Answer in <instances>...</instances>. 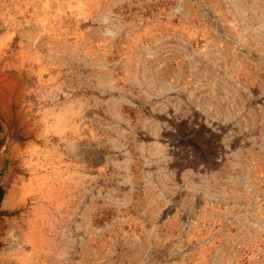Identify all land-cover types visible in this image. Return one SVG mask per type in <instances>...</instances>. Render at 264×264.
<instances>
[{"label": "rangeland", "instance_id": "1", "mask_svg": "<svg viewBox=\"0 0 264 264\" xmlns=\"http://www.w3.org/2000/svg\"><path fill=\"white\" fill-rule=\"evenodd\" d=\"M59 3L35 47L0 0V264H264V0Z\"/></svg>", "mask_w": 264, "mask_h": 264}, {"label": "bare ground", "instance_id": "2", "mask_svg": "<svg viewBox=\"0 0 264 264\" xmlns=\"http://www.w3.org/2000/svg\"><path fill=\"white\" fill-rule=\"evenodd\" d=\"M5 1H9L10 2L11 6H13V10H15L14 13L19 15L20 19L23 20V22H22L23 24L25 23L26 26L23 28L24 35H26L27 38L32 39V43L35 44V47L37 46V44L41 43V41H38V40L43 39V36L47 35V30H48V25H49L48 21H50L52 19L56 20L61 14H63L61 6H60V3H59V0H5ZM30 23L34 24V25H32V27H34L35 29H36V27H38V32H36L35 34L29 32V31H31L30 27H29ZM13 27L15 28V26H13ZM55 28H54V30H55ZM58 29H60V28H58ZM54 35H55V33H54ZM11 36H9V37H11ZM55 36H57V35H55ZM36 40L38 41V43L36 42ZM59 40H61V39H59ZM50 42H52V41H50ZM57 44H58V41H57ZM39 46H41V45H39ZM20 61L22 62L23 60L20 59ZM24 61H26V60H24ZM5 66H9V65H5ZM22 66H24V64H22ZM22 75H23V71H19L18 76L22 77ZM14 77H16V76H14ZM38 79H39V82H41L42 76L39 75ZM18 87H19V82L16 79H14L12 76H10L9 74H5L4 71L2 69H0V119L2 120V122L6 123V125L9 124L10 121H11V117H12L11 113L14 111V107H16L18 104H20L22 102V100H23L22 97H19L20 94L17 91ZM46 93H49L48 97H50L51 99L54 98V95H53V93L51 91L45 92V94ZM38 95H39V97L41 95L42 98L45 97V95L43 93H41V92L40 93L38 92ZM49 101H50V99H49ZM65 105H67V104H65ZM22 106H23V104H22ZM18 108H21V104L18 106ZM47 112H49V111H47ZM18 113H21V112H18ZM51 114L53 115V118L55 119V121L58 123V127L59 128H61L62 125L64 124V126L61 128V133H62V131H65L66 128H68L67 127L68 124L70 125L71 128H75L76 125H77L75 123L76 121L74 120L75 117H73L75 113H74L73 109L69 105H67L65 107V109L63 111H61V113L55 114V113L51 112ZM57 123H55V125ZM52 124H53V122H52ZM56 129H57V127H56ZM76 130L77 129H74L73 132H75ZM59 131L60 130H58V132ZM71 147H72V145H71ZM33 154H34V152H33ZM11 157L17 158V156H11ZM31 163L30 164L28 163V164L24 165V170H26L27 173L30 176H32V178H34V180H35V178L38 176V173H40V170L43 169L44 167L41 164L32 165ZM9 187H10V189H8L7 192H6L5 201H4V204H3V207L8 208L7 212H9V214H10V213H12V212H14L16 210H21L23 212L28 210V202L25 199H19L18 202L14 203L15 200H14V196L12 195L13 192H14V188L11 187V186H9ZM40 197H42V195ZM39 203L40 202H36L35 203V207L32 205L33 208H31V210L34 211V210H37V209L41 208L40 207L41 205L40 206L38 205ZM21 217H23V215H21ZM16 219H18V218H16ZM30 221L26 225L27 228H28V226L30 224ZM23 223H24V221L22 219H20V223L19 222L16 223L17 228L19 227V229H20V228L24 227L25 225ZM33 231H35V230H33ZM40 237H41V234H40Z\"/></svg>", "mask_w": 264, "mask_h": 264}]
</instances>
